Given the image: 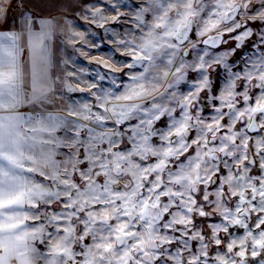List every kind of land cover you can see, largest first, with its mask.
<instances>
[{
	"label": "snow or ice",
	"instance_id": "1",
	"mask_svg": "<svg viewBox=\"0 0 264 264\" xmlns=\"http://www.w3.org/2000/svg\"><path fill=\"white\" fill-rule=\"evenodd\" d=\"M0 264H264V0H0Z\"/></svg>",
	"mask_w": 264,
	"mask_h": 264
},
{
	"label": "rangeland",
	"instance_id": "2",
	"mask_svg": "<svg viewBox=\"0 0 264 264\" xmlns=\"http://www.w3.org/2000/svg\"><path fill=\"white\" fill-rule=\"evenodd\" d=\"M33 11H35V9H33ZM60 11H61V10L58 9V10H56L53 14L59 16ZM14 14H15V8L12 9V10L9 12V15H10V16H11V15H14ZM45 18H47V17H45ZM71 18L74 19V20H76L77 23H80V24L83 23L82 21H79L78 18H76V17H71ZM54 43H55V44L59 47V49H60L59 52H58L57 55H56V59H58V60H62L63 58H66L67 55L72 54V50H71L70 48H68L67 51H65L64 45H63V43H62L61 40L57 39ZM76 62H77V63H80L79 60H77ZM85 63H86V62H85ZM105 86H107V85H105ZM74 98L83 99L84 97H81V96L77 95V96L74 97Z\"/></svg>",
	"mask_w": 264,
	"mask_h": 264
}]
</instances>
